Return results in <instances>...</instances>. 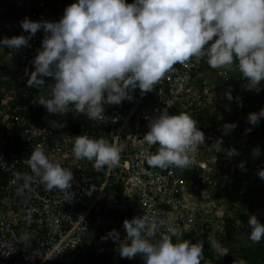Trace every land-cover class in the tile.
Segmentation results:
<instances>
[{
    "label": "clouds",
    "instance_id": "9594fccd",
    "mask_svg": "<svg viewBox=\"0 0 264 264\" xmlns=\"http://www.w3.org/2000/svg\"><path fill=\"white\" fill-rule=\"evenodd\" d=\"M2 2L11 17L0 24L7 28L0 36V51L5 46L14 50L27 47L38 31L45 33L42 46L32 61L34 71L29 74L27 85L40 88L46 85L45 78L54 81L50 94L38 99L49 113L55 115L76 111L85 114L88 119H99L105 113V105L134 100L133 93L137 88L142 95L153 91L176 64H185L192 57H199L206 59V65L201 68L205 80L200 74L202 89L214 93L208 101L217 98L225 117H229L224 110L227 107L233 109L238 114L236 117L243 122L225 125L229 130L235 128L238 131L236 135L243 142L240 152L228 150L229 156L236 155L235 177L220 195L223 197L225 191H236L235 197L243 195L245 200L232 204L225 195V201L221 202L220 199L221 228H213L210 235L203 234V238L192 242L183 239V234L171 224L165 232L159 233L164 220L147 214L138 215L124 220L127 233L124 239L115 229L105 237H112L118 244L122 258L135 259L140 256L144 264H202V261L203 264H213L205 256L204 243L207 242L225 264L224 258L228 254L224 247L227 217L235 218L241 229L244 227L238 235L244 245L264 240V215L260 221L255 209L248 207V188L245 194H239L237 190L238 182H246L243 177L246 172L241 174L244 163L253 160L249 156V148L258 156L259 146L262 145L261 157L264 160V137L259 136L264 118V0H133L132 3L127 0H76L66 7L59 21H33L26 17L21 21V26L28 35L13 37L9 24L16 20V11L14 7L10 8L11 0ZM234 63L248 81L247 89L251 91L220 82L225 84L227 90L224 91L219 84L220 95L216 96L217 89L212 84L218 81H212L213 74L209 70L231 68ZM207 83L209 89L206 88ZM224 96L227 100H223ZM205 100L202 99V102ZM179 104L177 102L170 113L164 109L150 119L149 131L143 140L148 145H158L157 151L146 157L150 167L166 169L174 165L186 169L192 163V154L205 144L204 125L199 126L197 119L188 112L177 113L178 109L174 112V108L183 107ZM66 116L55 115L61 122ZM82 119L83 131L88 132L78 133L74 137V157L93 161L92 169L95 168L98 173L105 167L112 169L119 166L125 145L103 138L102 134L105 133L100 132L97 123L84 120V117ZM51 125L62 126L55 121ZM256 126H259V130L255 129ZM93 131L99 134L98 139L88 136ZM253 131L258 133L254 135L260 144L244 145L246 137L243 136ZM226 133L227 136L229 132ZM254 135L251 138H255ZM240 154L243 158L241 164L237 158ZM27 163L34 175L16 174L17 180L24 181L25 188L34 177L48 190L71 188L73 172L50 159L42 146L32 150ZM252 166L255 173L257 167L255 164ZM5 178L6 175L0 176V184ZM255 182L254 189L258 187L264 194V169H260ZM123 200H126V195ZM242 210L249 215L245 223L237 215ZM247 225L251 228L250 233L248 230L246 232ZM247 233L248 240L244 237ZM174 237L178 239L174 240ZM84 255L78 260L82 264Z\"/></svg>",
    "mask_w": 264,
    "mask_h": 264
},
{
    "label": "built area",
    "instance_id": "2783aa9c",
    "mask_svg": "<svg viewBox=\"0 0 264 264\" xmlns=\"http://www.w3.org/2000/svg\"><path fill=\"white\" fill-rule=\"evenodd\" d=\"M75 2L12 0L17 17L9 24L12 37L28 35L21 26L26 17L33 21H59L66 7ZM44 36L43 30L38 31L29 46L19 50L5 46L0 51L4 54V57L0 54V65H8L21 79L29 78L34 71L32 61ZM205 61L192 57L185 64H176L153 91L142 95L135 89L134 100L105 105V113L96 120L73 111L61 122L39 104L41 96L22 105L15 101V88L5 90L0 99V123L6 129L7 125L17 126L19 131L17 137H13L10 130L0 129V148H5L0 151V176L6 175L0 184V264H74L92 246L98 253L104 249L113 256H120L118 244L112 237H105L115 229L124 239L127 235L124 220L138 215L156 216L165 221L159 233L165 232L171 224L183 234V239L192 242L203 238V234L210 235L213 228H221L220 192L235 177L236 155L227 153L230 149L241 151V138L223 127L216 132H205V144L192 154V163L186 169L174 165L166 169L150 167L146 157L155 153L158 145H148L143 140L149 131L150 119L164 109L170 113L177 102L197 119L191 109L193 105L214 96L211 90L204 92L200 83L199 68L206 65ZM234 76L240 78L241 86L248 90V81L235 63L231 68H223L221 82H230ZM224 110L229 114L230 124L243 123L233 109L224 107ZM82 117L97 123L100 132L105 133L103 138L125 145L119 166L99 170L100 182L91 171L94 162L78 160L73 154L74 137L88 132L83 131L82 123L75 125ZM52 121L62 126L52 127ZM226 132H229L227 136ZM88 136L99 138L96 131ZM36 146H42L50 159L73 172L69 190H48L35 177L27 188L22 179L17 180V173L34 175L27 158ZM186 172L193 177L187 179ZM122 193L126 200L120 198ZM137 204L141 215L134 210ZM210 260L213 264H223L219 256Z\"/></svg>",
    "mask_w": 264,
    "mask_h": 264
},
{
    "label": "trees",
    "instance_id": "16d2710c",
    "mask_svg": "<svg viewBox=\"0 0 264 264\" xmlns=\"http://www.w3.org/2000/svg\"><path fill=\"white\" fill-rule=\"evenodd\" d=\"M0 6L1 8L4 6V3L1 0H0ZM10 8L13 9V5ZM3 11L4 12L0 14V18L3 17V21H6V18L8 19L11 17V14L8 9L4 8ZM0 28H2L1 25ZM0 36H3V29H0ZM0 78L2 84V85L0 84V99L4 97L5 90H10L15 88L17 90L15 101L22 105L28 104L35 97H39L42 95H49L51 91L50 86L54 83V81H52L51 78H45L47 82L45 86H42L40 88L29 87L27 85V81L29 78L18 79L17 72H15L8 65H4V64L2 65V70L0 71ZM226 84L230 87H235V88H240V86L242 85L240 78H237V76H234L233 80L227 82ZM262 84H264V82H262ZM215 95L219 96L220 90H217ZM179 105H181V103ZM31 107L34 108V104L33 105L31 104ZM177 109H178L177 113L187 112V111H183L182 108L181 109L174 108L173 111L176 112ZM191 109L195 112V114H197L198 124L205 125V127H203L202 129L204 133L210 130L216 132L219 128L221 127L226 128L225 125L230 124L229 123L230 120L227 117H225L224 113L223 114L221 113V109L217 98L215 99V101L212 102L205 100L202 102L200 106L194 104ZM38 110L40 111L41 107ZM66 114H55V115L63 117ZM222 115H224V117ZM80 124H81V119H78V121L75 122V125L77 126ZM84 124L85 126L88 125V123H84ZM7 127L9 128L6 129V127H3L2 123H0V129L3 130L5 129L8 131L10 130L12 136L17 137L16 133H18L19 127L17 126L12 127L8 125ZM231 132H233V134H236L238 131L235 128H233L231 129ZM253 132L257 135L256 131ZM259 136L264 137V118L262 119L261 132ZM9 148L10 145L7 146V149ZM3 149L5 148H0V151H2ZM186 177L187 179H190L193 177V175L188 173L186 174ZM237 193L238 192L236 191L234 192L225 191L226 194L225 196L227 197L228 201L232 204L233 202L236 201H240V202L244 201L245 199L243 195L235 197ZM237 215L238 217H240L243 223L248 221L249 215H247L243 210L240 211ZM242 229H244V227H242ZM242 229L240 228V226L237 225L235 218H230V217L226 218L225 221L226 236H224V247L227 250L228 254L225 255L224 263L239 264L240 261H242L243 264H264V240H262L259 243L244 245V243H242V241L238 239V235L241 234L240 231H242ZM96 251L97 250L93 246L89 247V249H87L85 252L83 264H144V261L141 260L138 256L135 259H128V258H122L121 256H113L104 249L99 253H97ZM204 251L206 258L208 259H211L212 257L216 256L213 251V248L207 242L204 243Z\"/></svg>",
    "mask_w": 264,
    "mask_h": 264
},
{
    "label": "rangeland",
    "instance_id": "374dc122",
    "mask_svg": "<svg viewBox=\"0 0 264 264\" xmlns=\"http://www.w3.org/2000/svg\"><path fill=\"white\" fill-rule=\"evenodd\" d=\"M2 1V0H1ZM4 1H7V0H4ZM0 14H2L1 12H0ZM2 53V52H1ZM0 53V54H1ZM222 70H223V68H220V69H214V71L213 70H209L210 72H212L213 73V75H212V81H215L216 79H217V83H213L212 85L214 86V88L216 87V89L217 90H220V82L222 81V79H221V73H222ZM199 73L201 74V77L203 78L202 80H205V77H204V72L201 70V67L199 68ZM213 78H215V79H213ZM201 81V80H200ZM206 86H208V83L206 84ZM224 94H225V92H224ZM223 100H227V97L226 96H224L223 97ZM261 121V120H260ZM255 129H257V130H259V126H256L255 127ZM254 135L255 133L254 132H251V133H247L245 136H243V137H246L245 138V142H244V145H246V146H251L252 144L253 145H259L260 143H259V139L257 138V136H255V138H251L252 137V135ZM258 134V133H257ZM243 142V141H242ZM248 143V144H247ZM261 144H263V143H261ZM262 146V145H261ZM261 146H259L260 148H259V150H260V155H254V151H251L252 150V148H249V151L248 152H250V154L251 155H249L250 157H252V161H250V162H248V163H244V165H245V167L243 168V169H241L242 170V172H241V174H243V173H245L246 172V175H243V177L246 179V180H244V181H246L245 183H240V182H238V189L237 190H239V194H241V192L242 193H244L245 194V189L246 188H248L249 189V192H250V195H248V198H249V200H248V207H250L252 210L253 209H255V215H257L258 216V218L260 219V221H261V216H263L264 214H263V211H264V194L262 193V191H261V189H259L258 187H256L255 189H254V185H255V181H256V175L258 176V172L260 171V169H264V160L262 159V148H261ZM254 149H256V148H253V150ZM264 150V149H263ZM254 157H253V156ZM255 158L257 159L256 161H254L255 160ZM238 164V163H237ZM253 164H255L256 165V167L258 166V170L254 173V170H252V165ZM244 169H245V171H244ZM242 176V175H241ZM260 177V176H259ZM258 177V178H259ZM239 181V180H238ZM246 184V185H245ZM246 232H247V230L249 231V233H250V231H251V228H250V226L249 225H247L246 226ZM245 239L246 240H248L249 238H248V233L247 234H245ZM75 264H82V262H76Z\"/></svg>",
    "mask_w": 264,
    "mask_h": 264
},
{
    "label": "crops",
    "instance_id": "0c3cea01",
    "mask_svg": "<svg viewBox=\"0 0 264 264\" xmlns=\"http://www.w3.org/2000/svg\"><path fill=\"white\" fill-rule=\"evenodd\" d=\"M127 2H128V3H132L133 0H127ZM4 7H5V5H4L2 8H1V6H0V12H1V13L4 12V11H3ZM8 19H9V18H8ZM8 19L6 18V21H7ZM6 21H3V17L0 18V24L5 23ZM1 26H2V25H1ZM1 29L5 30V31L7 30V28L4 27V25L2 26ZM8 30H9V29H8ZM4 33H5V35H9V34H7V32H4ZM220 85H222V88H223L224 91L227 90V87L225 86V84L221 83ZM244 153H246V152H244ZM237 158H238V161H239L240 164H241V163L243 162V158L241 157V154L238 155ZM247 161H248V160H247ZM239 166H240V165H239ZM239 168H241V167H239ZM239 170H240V169H239ZM257 170H258V166H257ZM224 195H226V194H223V197L221 198V202L225 201V197H224Z\"/></svg>",
    "mask_w": 264,
    "mask_h": 264
},
{
    "label": "water",
    "instance_id": "95a60500",
    "mask_svg": "<svg viewBox=\"0 0 264 264\" xmlns=\"http://www.w3.org/2000/svg\"><path fill=\"white\" fill-rule=\"evenodd\" d=\"M92 173L96 176V180L98 182H100V179L98 178L97 174H98V170H96L95 168L92 169ZM123 199H125V195H120ZM134 210L135 212H137L138 214H142V211H141V207L139 204H137L135 207H134Z\"/></svg>",
    "mask_w": 264,
    "mask_h": 264
}]
</instances>
